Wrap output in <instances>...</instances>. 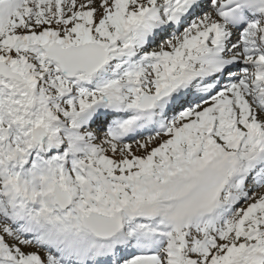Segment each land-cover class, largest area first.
Wrapping results in <instances>:
<instances>
[{"label": "snow or ice", "instance_id": "6c2138e0", "mask_svg": "<svg viewBox=\"0 0 264 264\" xmlns=\"http://www.w3.org/2000/svg\"><path fill=\"white\" fill-rule=\"evenodd\" d=\"M0 264H264V0H0Z\"/></svg>", "mask_w": 264, "mask_h": 264}]
</instances>
